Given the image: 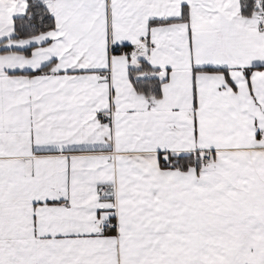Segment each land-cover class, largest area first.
I'll return each instance as SVG.
<instances>
[{"label":"snow or ice","instance_id":"6c2138e0","mask_svg":"<svg viewBox=\"0 0 264 264\" xmlns=\"http://www.w3.org/2000/svg\"><path fill=\"white\" fill-rule=\"evenodd\" d=\"M0 264H264V0H0Z\"/></svg>","mask_w":264,"mask_h":264}]
</instances>
